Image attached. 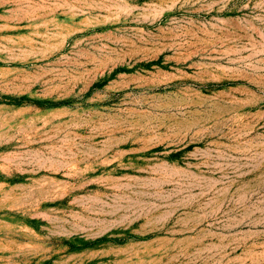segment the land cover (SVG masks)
I'll list each match as a JSON object with an SVG mask.
<instances>
[{
    "label": "rangeland",
    "instance_id": "obj_1",
    "mask_svg": "<svg viewBox=\"0 0 264 264\" xmlns=\"http://www.w3.org/2000/svg\"><path fill=\"white\" fill-rule=\"evenodd\" d=\"M0 264H264V0H0Z\"/></svg>",
    "mask_w": 264,
    "mask_h": 264
}]
</instances>
